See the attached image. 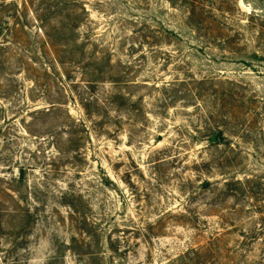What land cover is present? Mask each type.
I'll list each match as a JSON object with an SVG mask.
<instances>
[{"label": "rangeland", "instance_id": "rangeland-1", "mask_svg": "<svg viewBox=\"0 0 264 264\" xmlns=\"http://www.w3.org/2000/svg\"><path fill=\"white\" fill-rule=\"evenodd\" d=\"M0 264H264V0H0Z\"/></svg>", "mask_w": 264, "mask_h": 264}]
</instances>
